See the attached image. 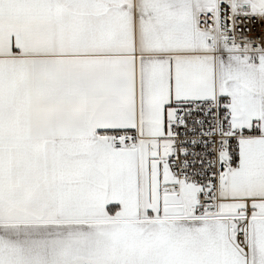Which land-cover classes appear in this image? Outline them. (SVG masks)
<instances>
[{"label":"snow or ice","instance_id":"snow-or-ice-1","mask_svg":"<svg viewBox=\"0 0 264 264\" xmlns=\"http://www.w3.org/2000/svg\"><path fill=\"white\" fill-rule=\"evenodd\" d=\"M0 264H264V0H0Z\"/></svg>","mask_w":264,"mask_h":264}]
</instances>
